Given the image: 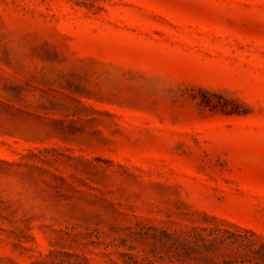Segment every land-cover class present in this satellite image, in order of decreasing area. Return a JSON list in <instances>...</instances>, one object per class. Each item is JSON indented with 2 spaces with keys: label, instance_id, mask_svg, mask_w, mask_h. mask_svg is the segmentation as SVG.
<instances>
[{
  "label": "rangeland",
  "instance_id": "1",
  "mask_svg": "<svg viewBox=\"0 0 264 264\" xmlns=\"http://www.w3.org/2000/svg\"><path fill=\"white\" fill-rule=\"evenodd\" d=\"M0 264H264V0H0Z\"/></svg>",
  "mask_w": 264,
  "mask_h": 264
}]
</instances>
